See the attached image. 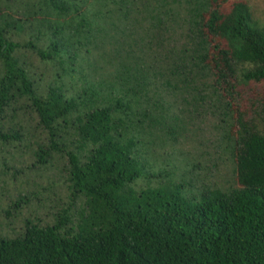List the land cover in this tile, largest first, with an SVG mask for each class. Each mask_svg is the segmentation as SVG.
<instances>
[{
	"label": "trees",
	"instance_id": "obj_1",
	"mask_svg": "<svg viewBox=\"0 0 264 264\" xmlns=\"http://www.w3.org/2000/svg\"><path fill=\"white\" fill-rule=\"evenodd\" d=\"M0 1V122L26 105L45 142L35 162L62 153L79 201L0 236V264H264V94L248 119L231 103L264 83L245 2ZM20 49L47 67L41 89ZM200 108L219 118L224 190L192 185L176 153L179 114ZM19 139L0 123V143Z\"/></svg>",
	"mask_w": 264,
	"mask_h": 264
},
{
	"label": "rangeland",
	"instance_id": "obj_2",
	"mask_svg": "<svg viewBox=\"0 0 264 264\" xmlns=\"http://www.w3.org/2000/svg\"><path fill=\"white\" fill-rule=\"evenodd\" d=\"M246 3L252 19L264 27V0H228ZM2 2L0 1V11ZM32 76L39 89L49 81V71L29 50L16 54ZM106 58L102 60L105 66ZM111 59L108 60V62ZM105 77V76H104ZM238 96L232 101L233 109L251 118L258 95L264 94V83H250L237 87ZM180 113L178 119L184 130L176 136V153L187 162L184 175L192 176V185L227 189L234 185L231 164L222 150L219 118L206 112ZM243 117V116H242ZM4 129L18 130L19 142L0 143V236L18 233L27 219L39 225L50 224L53 216L65 210L73 213L79 201L70 198L65 174L66 161L62 153L51 152L43 163H36L34 152L45 142L35 125V119L26 105L5 112L0 122ZM232 134L234 128L228 130ZM157 159L162 161L159 152ZM188 163L190 165H188ZM187 172V173H186ZM191 179V178H190Z\"/></svg>",
	"mask_w": 264,
	"mask_h": 264
}]
</instances>
